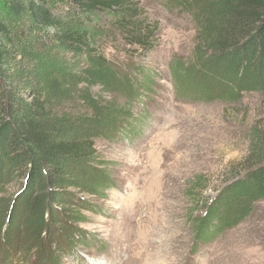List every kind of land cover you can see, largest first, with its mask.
<instances>
[{
  "label": "rangeland",
  "instance_id": "rangeland-1",
  "mask_svg": "<svg viewBox=\"0 0 264 264\" xmlns=\"http://www.w3.org/2000/svg\"><path fill=\"white\" fill-rule=\"evenodd\" d=\"M193 1L130 2L153 33L149 51L125 45L110 20L92 33L91 59L62 52L42 71L61 136L86 143L93 159L60 167L63 181L31 225L30 171L0 179V264H48L40 245L50 264H264V195L246 210L243 196L221 193L255 165L250 133L264 131V91L206 97L222 86L215 69L195 68ZM175 65L188 67L186 81ZM211 203L232 222L197 237Z\"/></svg>",
  "mask_w": 264,
  "mask_h": 264
},
{
  "label": "trees",
  "instance_id": "trees-1",
  "mask_svg": "<svg viewBox=\"0 0 264 264\" xmlns=\"http://www.w3.org/2000/svg\"><path fill=\"white\" fill-rule=\"evenodd\" d=\"M131 1L0 0V179L12 170L30 171L39 191L33 197L27 194L24 203L30 225L42 217L46 200L54 199L52 185L63 181L60 167L93 159L86 143L61 136L60 120L43 98L42 71L59 65L62 52L91 59L92 33L110 20L125 45L151 50L153 33L137 14V5L130 7ZM193 2L201 17L195 68L212 67L219 72L214 81L222 86L207 90L206 97L231 100L241 91H264V0ZM174 67L183 75L177 79L186 81L183 72L188 67ZM250 134L249 162L255 165L221 192L243 196L246 210L264 195V131L253 128ZM97 184L92 189L99 192ZM213 203L199 218L197 237L212 226L232 222L229 212H216ZM47 251L37 247L39 262L52 263Z\"/></svg>",
  "mask_w": 264,
  "mask_h": 264
}]
</instances>
